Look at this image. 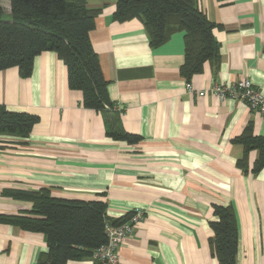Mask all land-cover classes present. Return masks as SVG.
Instances as JSON below:
<instances>
[{
  "label": "crops",
  "instance_id": "0c3cea01",
  "mask_svg": "<svg viewBox=\"0 0 264 264\" xmlns=\"http://www.w3.org/2000/svg\"><path fill=\"white\" fill-rule=\"evenodd\" d=\"M219 42L220 63L204 64L190 82L180 68L185 34L176 31L152 47L143 21L112 19L117 0H89L101 9L91 32L111 99L136 144L106 133L101 112L83 105L68 84L57 53L34 59L33 72L0 71V105L39 116L26 138L3 135L0 149V212L19 213L32 203L4 196L7 189L49 188L60 199L103 200L119 218L133 210L146 217L119 248L122 264H219L210 250L215 206H231L238 228L236 264H264V167L248 172L237 162L244 148L233 142L252 124L264 136V116L245 102L220 100L216 82L245 78L264 90V0H198ZM10 12V0H1ZM4 7V6H3ZM48 250L45 236L0 224V264H37ZM67 264H100L93 258Z\"/></svg>",
  "mask_w": 264,
  "mask_h": 264
},
{
  "label": "trees",
  "instance_id": "16d2710c",
  "mask_svg": "<svg viewBox=\"0 0 264 264\" xmlns=\"http://www.w3.org/2000/svg\"><path fill=\"white\" fill-rule=\"evenodd\" d=\"M89 0H10L11 18L0 0V71L17 67L22 77L33 72L34 59L45 51L57 53L68 70L71 89L83 94L86 108L101 112L106 133L115 140L136 144L142 136L124 129L121 110L110 97L109 82L104 77L99 56L94 50L91 32L101 9L90 8ZM138 18L143 21L152 47L165 43L173 33L185 34V59L181 75L190 83L194 74L203 70L206 62L216 68L220 63L219 42L211 21L201 10L198 0H117L112 19L126 22ZM39 116L11 111L0 105V136L26 138ZM244 148L237 162L248 172L249 153L258 150L251 171L257 174L264 167V136L255 135L252 124L234 139ZM0 140V149L6 145ZM4 196L32 203V209L19 213L0 212V224L22 230L39 232L45 236L48 250L39 255L37 264H67L70 260L93 258L101 246L107 244V226L127 222L135 210L119 218L107 214V203L99 200L60 199L49 188L38 190L7 189ZM217 220L210 223L214 235L210 250L219 264H236L238 228L231 206H215Z\"/></svg>",
  "mask_w": 264,
  "mask_h": 264
},
{
  "label": "built area",
  "instance_id": "2783aa9c",
  "mask_svg": "<svg viewBox=\"0 0 264 264\" xmlns=\"http://www.w3.org/2000/svg\"><path fill=\"white\" fill-rule=\"evenodd\" d=\"M186 87L189 92H195L191 82L187 83ZM209 92L218 96L220 100L233 98L243 101L252 110H256L264 116V90L254 86L249 79L242 78L230 84L216 82L210 90H201L197 94L205 96ZM145 217L144 211L135 210L127 222L117 226H107L108 242L94 253V257L101 262L100 264H122L119 248Z\"/></svg>",
  "mask_w": 264,
  "mask_h": 264
},
{
  "label": "rangeland",
  "instance_id": "374dc122",
  "mask_svg": "<svg viewBox=\"0 0 264 264\" xmlns=\"http://www.w3.org/2000/svg\"><path fill=\"white\" fill-rule=\"evenodd\" d=\"M3 6H4V9H5L6 11L9 10V9H8V6H9V5L4 4ZM4 18H5V19L11 18V15H10L9 11H8V13L5 14Z\"/></svg>",
  "mask_w": 264,
  "mask_h": 264
}]
</instances>
